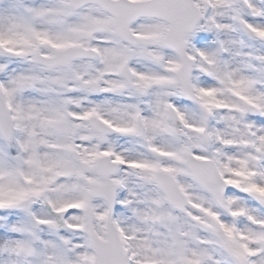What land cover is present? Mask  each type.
<instances>
[{
  "label": "snow or ice",
  "instance_id": "6c2138e0",
  "mask_svg": "<svg viewBox=\"0 0 264 264\" xmlns=\"http://www.w3.org/2000/svg\"><path fill=\"white\" fill-rule=\"evenodd\" d=\"M0 264H264V0H0Z\"/></svg>",
  "mask_w": 264,
  "mask_h": 264
}]
</instances>
